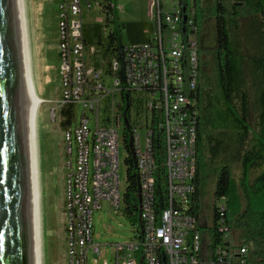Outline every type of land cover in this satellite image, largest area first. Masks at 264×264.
Segmentation results:
<instances>
[{"label": "built area", "instance_id": "built-area-1", "mask_svg": "<svg viewBox=\"0 0 264 264\" xmlns=\"http://www.w3.org/2000/svg\"><path fill=\"white\" fill-rule=\"evenodd\" d=\"M92 9L104 19L84 22V13ZM121 10L118 0L57 1L59 95L50 118L55 120L58 110L63 122L65 264H87L88 252L94 261L102 253V244L93 239L92 215L102 200L115 209L122 201L119 148L124 147V129L129 130L135 155L140 223L131 239L108 243L114 264H219L209 247L208 227L203 229L189 208L198 120L193 0H148L151 30L143 29L146 40L121 41L122 60H91L96 48L85 37L86 25L107 32L112 21L109 27L103 21ZM160 141L162 157L157 161L155 145ZM159 167L162 199L156 193ZM204 231L208 244L202 246ZM228 245L215 247L224 254L225 264H234L233 257L238 264H248L246 246L233 255L229 239Z\"/></svg>", "mask_w": 264, "mask_h": 264}, {"label": "trees", "instance_id": "trees-1", "mask_svg": "<svg viewBox=\"0 0 264 264\" xmlns=\"http://www.w3.org/2000/svg\"><path fill=\"white\" fill-rule=\"evenodd\" d=\"M212 1L215 43L208 57L198 48L197 158L190 210L198 217L201 153L213 174L209 247L219 264L228 248L224 225L244 240L248 264H264V0H193L194 22L204 19L203 10ZM111 29L85 28L94 45L96 62L107 64L117 58L122 41L117 15ZM151 25L139 20L127 24L129 41L146 40L143 29ZM90 36V38L88 37ZM127 110V115H128ZM63 124V122H61ZM159 133V131H158ZM126 187L122 193L123 213L139 221V181L129 130L124 129ZM161 160V141L155 145ZM156 193L163 197V168L159 167ZM231 221L230 223H228Z\"/></svg>", "mask_w": 264, "mask_h": 264}, {"label": "rangeland", "instance_id": "rangeland-1", "mask_svg": "<svg viewBox=\"0 0 264 264\" xmlns=\"http://www.w3.org/2000/svg\"><path fill=\"white\" fill-rule=\"evenodd\" d=\"M58 0H27L24 1L27 31L30 44V53L34 42L40 45L42 61L41 94L46 99L38 103L35 117L36 135V163L39 194L40 212V243L42 251V264H65L66 244L64 239V175L63 168L64 152L62 140V116L58 110L55 120L50 118V109L55 104L56 92L59 86V75L57 72L58 55L56 53L57 43V20L56 6ZM229 1V0H227ZM122 10L118 12V20L121 24L122 42H129L127 24L139 20L149 21L148 0H118ZM212 1L203 10L204 19L200 22L199 50L204 57L209 56L215 43L214 20L211 16ZM84 22L94 23V20H103L104 15L99 10L92 9L84 13ZM105 21H103V24ZM198 25V24H197ZM99 26V25H98ZM108 27L110 22H108ZM121 44V43H119ZM35 47V46H34ZM98 56L92 55L93 57ZM118 57V53H117ZM94 59V58H92ZM32 65V64H31ZM32 70V67H31ZM58 76V77H57ZM32 80L33 75H32ZM34 88L36 91L35 83ZM37 92V91H36ZM38 94V93H37ZM39 95V94H38ZM41 98V97H40ZM79 109V108H78ZM122 133V129H119ZM120 165L119 179L120 192L126 187L125 165L123 157L125 149L119 148ZM200 178L199 192L201 211L204 221L202 228L207 230L211 222V204L213 201V174L205 162L204 153L199 160ZM101 207L93 211V239L94 242L102 244V253L96 261L93 260L91 252L87 254V264H114V255L110 242H125L134 236V228L138 225L137 220H131L123 213V202L119 208L109 206L107 201L102 200ZM229 221L228 223H230ZM226 234L233 248L232 254L240 246H246L244 240L237 237L238 233L227 225ZM208 244L206 232L202 235V246ZM234 264H238L233 257Z\"/></svg>", "mask_w": 264, "mask_h": 264}, {"label": "water", "instance_id": "water-1", "mask_svg": "<svg viewBox=\"0 0 264 264\" xmlns=\"http://www.w3.org/2000/svg\"><path fill=\"white\" fill-rule=\"evenodd\" d=\"M33 104L22 2L0 0V264H39Z\"/></svg>", "mask_w": 264, "mask_h": 264}, {"label": "bare ground", "instance_id": "bare-ground-1", "mask_svg": "<svg viewBox=\"0 0 264 264\" xmlns=\"http://www.w3.org/2000/svg\"><path fill=\"white\" fill-rule=\"evenodd\" d=\"M25 0H21L22 2V13H23V24H24V35H25V44H26V52H27V61H28V70H29V80L30 87L34 97L33 104V121H32V140H33V158H34V176H35V194H36V213H37V227H38V262L42 264V251H41V243H40V212H39V194H38V180H37V163H36V135H35V117L36 111L38 107V103L41 102V98L37 94L34 88L33 80H32V70H31V53H30V44L28 38L27 31V22H26V13H25Z\"/></svg>", "mask_w": 264, "mask_h": 264}, {"label": "crops", "instance_id": "crops-1", "mask_svg": "<svg viewBox=\"0 0 264 264\" xmlns=\"http://www.w3.org/2000/svg\"><path fill=\"white\" fill-rule=\"evenodd\" d=\"M28 1H30V0H27V4H28ZM88 26H93V25L87 24L86 27H88ZM88 37L90 38V36H88ZM56 49H57V43H56ZM40 51H41L40 45H38V44H36L34 42L33 49H32V52H31L32 75H33L36 91L39 94V97H41V99H43L42 102H44L46 99L41 94V89H40L41 78H42V73H43L42 61L39 60L40 58H42L41 54H40ZM56 53L58 55V50H56ZM90 58L92 60V58H94V57L92 56ZM57 72H58V67H57ZM58 80H59V78H58ZM58 95H59V86H58V89H57V92H56V98L58 97ZM56 98H55V100H56ZM53 102L55 103V101H53Z\"/></svg>", "mask_w": 264, "mask_h": 264}, {"label": "flooded vegetation", "instance_id": "flooded-vegetation-1", "mask_svg": "<svg viewBox=\"0 0 264 264\" xmlns=\"http://www.w3.org/2000/svg\"><path fill=\"white\" fill-rule=\"evenodd\" d=\"M200 211H201V208H200ZM200 211H199V214H198V223H199L200 226H202L204 218L202 217V214L200 213Z\"/></svg>", "mask_w": 264, "mask_h": 264}]
</instances>
